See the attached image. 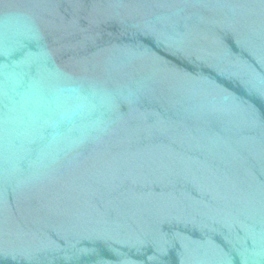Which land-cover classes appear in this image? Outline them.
Returning a JSON list of instances; mask_svg holds the SVG:
<instances>
[{"label":"water","instance_id":"water-1","mask_svg":"<svg viewBox=\"0 0 264 264\" xmlns=\"http://www.w3.org/2000/svg\"><path fill=\"white\" fill-rule=\"evenodd\" d=\"M0 264H264V0H0Z\"/></svg>","mask_w":264,"mask_h":264}]
</instances>
